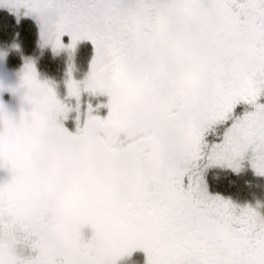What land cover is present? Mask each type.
<instances>
[{
  "label": "snow or ice",
  "instance_id": "6c2138e0",
  "mask_svg": "<svg viewBox=\"0 0 264 264\" xmlns=\"http://www.w3.org/2000/svg\"><path fill=\"white\" fill-rule=\"evenodd\" d=\"M0 9L34 18L42 45L70 60L93 46L63 100L27 62L30 111L14 122L0 106V264H118L137 251L145 264H264V206L211 196L203 179L245 160L264 176V0ZM241 104L251 110L237 116Z\"/></svg>",
  "mask_w": 264,
  "mask_h": 264
},
{
  "label": "trees",
  "instance_id": "16d2710c",
  "mask_svg": "<svg viewBox=\"0 0 264 264\" xmlns=\"http://www.w3.org/2000/svg\"><path fill=\"white\" fill-rule=\"evenodd\" d=\"M0 50L6 54V61L10 68L18 69L24 62L31 61L43 79L55 85L58 91L63 92H65L66 72L70 65L73 66L75 76L83 78L89 70V61L93 56L92 47L88 42L77 45L71 60L69 54H54L42 48L35 22L29 18L16 20L10 12L3 9H0ZM259 102H264V97ZM242 110L246 109L238 106L235 110L236 115L238 116ZM219 172L229 173L228 177L234 181L233 189L236 191V198L244 196L254 200L264 196V177L258 176L251 168L239 174L221 170ZM218 180L222 181L220 177ZM248 188L251 193L245 190ZM254 191H257L259 195L255 196Z\"/></svg>",
  "mask_w": 264,
  "mask_h": 264
},
{
  "label": "flooded vegetation",
  "instance_id": "af4514ba",
  "mask_svg": "<svg viewBox=\"0 0 264 264\" xmlns=\"http://www.w3.org/2000/svg\"><path fill=\"white\" fill-rule=\"evenodd\" d=\"M4 55L5 58L3 64L0 65V75L4 73L6 74V72H11L16 74V79L14 81H7L6 83H4L2 78L0 77V106H2L4 111L13 119L14 122H16L17 119L15 120V116L17 115L16 112L18 108H20L21 111L25 113L30 111V105H28L23 100L25 89L21 88V81L24 66L27 62L31 61L24 62L23 65H21L18 69H13L8 66L6 61V54L4 53ZM21 111L18 115V121ZM65 127L72 133H75L76 131L75 122L67 121L65 122ZM208 139L212 140V137H209ZM243 164H246V161H244ZM220 170L239 174L230 169L220 168L219 166L208 167L204 172L203 179L207 186L209 195L219 196L222 199L230 201L237 207L250 206L256 208L257 205L264 206V196H260L258 199L254 200H251L250 197L246 198L244 196L239 199L236 198V191L233 189L234 181L228 177L229 173L219 172ZM219 177L220 179H222V181L218 180ZM9 179L10 174L5 169H0V184L7 182ZM245 185H248V183H245ZM245 190L251 193V190L249 188ZM254 195L258 196L259 194L257 193V191H254ZM260 210L264 211V207H261ZM145 261L146 255L142 251H137L133 254L132 260H128L125 258L118 261V264H145Z\"/></svg>",
  "mask_w": 264,
  "mask_h": 264
},
{
  "label": "rangeland",
  "instance_id": "374dc122",
  "mask_svg": "<svg viewBox=\"0 0 264 264\" xmlns=\"http://www.w3.org/2000/svg\"><path fill=\"white\" fill-rule=\"evenodd\" d=\"M3 10H5V9H3ZM6 11H8V10H6ZM8 12H9V11H8ZM10 13H11V12H10ZM11 14H12V13H11ZM12 15L15 17L16 20H20V19H22V18H29V19H31L32 21H34L35 24L37 25V28H38V40H39V44L41 45L42 48H46V49L50 50V52L54 53V51L52 50L51 46H47V47H45V46L42 45V39H41V34H40V28H39V25L37 24V22L35 21L34 18H32V17H28V16H23V15L17 16L16 14H12ZM82 42H86V41H82ZM64 43H65V44L68 43V39H67V37L64 38ZM80 43H81V42H80ZM88 43L91 45V47H92V51H93V46H92V44H91L90 42H88ZM54 54H62V55H63V54H68V53H67L66 51H61V52H59V53H54ZM92 57H93V56H92ZM4 58H5V55H4V53L0 50V65L3 64ZM35 68H36V67H35ZM36 71H37V70H36ZM68 72H69V68L67 69V72H66V74H67V78H66V80H65V84H64V85H65V90H64L65 92H63L62 90H59V91H58V90L55 88V91L57 92L58 98H60L61 100H63V99L66 97V94H67L66 81H67V79H68ZM86 74H87V73H86ZM86 74L84 75L83 78H78V77L75 76L74 72H72V78L75 79V80H77V81H80V80H83V79L85 78ZM37 76H38V79L41 80V82H48L46 79H43V78L38 74V72H37ZM0 77L2 78L3 82L6 83L7 81H14V80L16 79V74L11 73V72H6V74L4 73V74L0 75ZM49 83H50V82H49ZM50 84H51V83H50ZM62 92H63V93H62ZM261 98H263V97H261ZM85 100L87 101V97H86V96H85ZM100 100H102V101L105 102V103L107 102V98H106V97H101ZM262 103H264V102H262ZM92 104H93V107H95L96 101L93 100V101H92ZM239 106L244 107L246 110H251L250 106H247V105H244V104H241V105H239ZM20 111H21V109L18 108V109H17V112H16L17 115L15 116V120L17 119V121H18V115H19ZM244 112H245V111L242 110L238 116H242V115L244 114ZM99 115H100L101 117H105V116L107 115V110L104 109V110L100 111ZM17 121H16V122H17ZM69 121L74 122L73 120H69ZM75 125H76V124H75ZM245 161H246V164H243V165H242V168H241V170H240L239 172H235V171H234L235 173H242V172L248 170L249 168H251V166H250V164L247 162V160H245ZM219 167H220V168H223V169H230V168H227V167H221V166H219ZM230 170H232V169H230ZM251 170H253V169L251 168ZM232 171H233V170H232ZM253 171H254V170H253ZM254 172H255V171H254ZM262 177H264V176H262Z\"/></svg>",
  "mask_w": 264,
  "mask_h": 264
}]
</instances>
